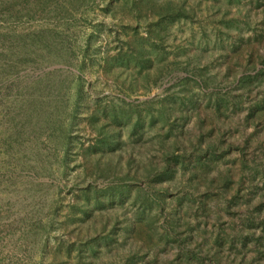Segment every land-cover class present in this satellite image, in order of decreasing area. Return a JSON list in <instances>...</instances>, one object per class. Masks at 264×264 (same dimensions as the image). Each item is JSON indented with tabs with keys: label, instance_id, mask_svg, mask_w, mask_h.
Here are the masks:
<instances>
[{
	"label": "rangeland",
	"instance_id": "obj_1",
	"mask_svg": "<svg viewBox=\"0 0 264 264\" xmlns=\"http://www.w3.org/2000/svg\"><path fill=\"white\" fill-rule=\"evenodd\" d=\"M7 1L0 0L1 7ZM153 2L180 5L189 18L166 21L158 31L149 27L160 39L153 52L146 48L150 67L139 71L120 64L105 72L108 59L126 52L124 41L148 34L147 26L136 27L130 5H112L114 16L99 2L81 9L73 20H0V32L9 34L0 37V264H186L176 258L178 249L198 247L203 255L213 256L214 239L239 229L245 246L238 239L231 248H217L222 257L218 264H264V108L258 109L256 119L245 118L249 108L264 103V0ZM142 14V24L158 21L152 11ZM47 42L62 50L52 51ZM13 53L24 60L11 70ZM255 62L263 71L239 82L246 65ZM77 74L86 107L73 117ZM213 93L230 100L226 112L215 111L211 102L218 96ZM161 107H166L167 121L161 119ZM113 115L117 123L111 121ZM151 118L161 122L151 123ZM137 119L143 132L132 134ZM49 126L59 131L50 133ZM207 129L204 141L195 144ZM108 131L118 133L121 145L100 150L96 141ZM60 132L68 133L71 142L67 153ZM217 135L222 143L218 150L226 152L204 170L191 197L196 202L179 205L185 176L177 171L172 180L153 181L165 167L166 153L176 143L177 154L186 148L192 163L194 154ZM225 168L235 183L240 181L231 214L224 209L236 187L224 196L218 183ZM114 187L123 188V201L107 200L104 192ZM160 187L169 192L161 197L163 209L148 210L151 216L159 213L154 224L159 232L173 210L194 213L203 202L205 214L187 217L191 226L181 229L182 245L163 246L155 239V244L137 248L138 236L125 237L124 229L145 193L157 195ZM247 218H255L256 227L247 229ZM202 236L212 245H203ZM136 250H141L138 255Z\"/></svg>",
	"mask_w": 264,
	"mask_h": 264
},
{
	"label": "trees",
	"instance_id": "obj_2",
	"mask_svg": "<svg viewBox=\"0 0 264 264\" xmlns=\"http://www.w3.org/2000/svg\"><path fill=\"white\" fill-rule=\"evenodd\" d=\"M99 2H105L104 3V8L105 11H107L108 14H110L111 16H114V13L112 12L111 9H113L112 7L116 4H122L121 7H128L127 5H130L129 10H130V17L133 18L135 20H137L138 22H136V27L139 26H147L148 29L146 30V32L148 33L147 36L145 38H137V34H135L136 38H133V40H126L124 41L125 46H126V52H123L122 54L114 57V59H108L109 62L106 63V68H105V72L108 73L109 70L111 68H114V65H122L124 67H131L133 66L134 68H137V71L145 69L150 67V63H149V59L145 58L146 55H144L146 52H148L146 50L147 47H152L151 51H154V47H155V40H157L159 42L160 38H156L155 35L157 32H154L155 34H153V27H155V30L158 31L157 29L161 26H166L164 24H166V21L172 22L175 21L179 18H189V14L185 12L184 9H182V7L180 5H173L171 3L163 5H155L153 4V0H8L6 3V6L2 7L0 5V20H2L3 22H6L7 19H9L10 17H13L15 20H18L19 18H27L29 20L32 19H36L38 17L39 20L43 19V20H51V19H55L58 22L59 21H67V20H73L75 19L78 14L80 13L79 11L81 9H87V8H91L96 6ZM113 5V6H112ZM146 10V11H152L153 14L155 15V17H157L158 21H154L151 23V25H149V22H144V24L141 23V17H142V11ZM9 11V13H7ZM7 13V14H6ZM144 21V20H143ZM150 26H153L152 29L149 28ZM157 28V29H156ZM164 29V28H163ZM162 29H159V31ZM51 32H54L51 30ZM42 35V32L39 33V36ZM7 36H9V34L7 32L3 33L0 32V37L1 38H7ZM149 38H153L152 43L148 44L149 42ZM249 41V40H248ZM45 47H50V49L54 52L62 50V47H60L59 45H53L52 43H45L44 44ZM149 45V46H148ZM64 47V45H63ZM159 50L161 49V45L159 47H157ZM146 50V51H145ZM14 55H16L15 53H13ZM3 58L5 56H2ZM26 57H28L27 53L25 54V62H26ZM24 59H20V57H17L16 55V59H12L11 61V70L13 68H15L18 65H21L22 61ZM256 65L253 63L251 66H247L246 65V69L245 71L240 73V76L238 78V81L241 83H245L248 81H251L253 79H255L257 77V75H259L264 67L262 68H256L254 67ZM254 67V70L256 71L255 75H251L250 73V69ZM163 71L162 68H160V72ZM52 73V72H51ZM162 74V73H161ZM237 75V74H236ZM76 81H77V90H76V99H75V103L72 106V116H76L77 113L79 112V109L82 106L86 107V104H83V100H84V91L82 90V86H81V76L80 74H77L76 76ZM200 88H202V86H199ZM215 94V96L217 95L218 97H215V99H212L213 102H211L213 104V106L215 107V111H221V109H224V111L226 112V110L229 108L228 105L230 104V100L227 97H223L222 95L220 96L218 93H213ZM40 101V100H39ZM170 101H172L170 99ZM187 102L189 103L190 107L192 109H196V104L192 99H187ZM150 104V109H152V103H148V105ZM147 105V106H148ZM234 107H238L240 104L236 103L233 104ZM259 108H264V103L261 105V107L258 105L257 107H253V108H249L248 109V113L246 115V119L247 118H253L256 119V115L258 112ZM161 111H162V118L163 121H167L168 120V112H166V107H161ZM110 115H112V112H108ZM158 121L161 122V120L158 118ZM153 118H151V123H154L155 121ZM111 121L113 123H117L116 117L113 115ZM61 122V121H60ZM134 123V122H133ZM57 125V124H56ZM59 127H61L60 125H58ZM143 125L140 122V119H137L135 121V124H132V128H131V132L132 134H134L136 131L141 133L143 132L142 130ZM173 127H171V131H172ZM180 130V132L182 133L181 128H178ZM50 133H54L56 134V132H58V127H51L49 126ZM116 131V129H115ZM218 132V131H217ZM209 133L208 129L207 131L204 130L201 135L199 137H197L196 143L200 145L203 141H204V134ZM217 134H220V132H218ZM67 135L68 133H59V136L61 138H64L65 141L64 146H65V151L67 153L68 149L70 148L69 146L71 145L67 139ZM220 135L216 136L215 141H209L206 144V148L204 150H201L199 152H197V154H194V158L192 163L189 160V156H191L189 153V156L187 155V152L189 150H187L186 148H183L181 150L180 154H177V151L179 150V148L175 149V145L171 148L170 152L166 153V157H168V159H164L165 160V167L161 168V172L158 171L157 176H155L154 178V182L155 183H160L161 179H169L172 180L173 175L179 171L181 176H185V180H184V184L181 188V193L182 196L177 198V202L179 205H181L184 200H187L188 202L194 203L196 202V200L192 199V195H193V191L196 187L197 182L199 181L201 175H204L206 171V169H209V163H212V161L215 159H219L221 156L224 155V153L226 152L225 150H218L219 147L221 146V137ZM139 139V138H138ZM206 141V138H205ZM99 145L100 150L101 149H116L118 147H120L121 142L118 139V133L117 132H112L108 134H106V136H104V138H101L100 140L96 141V145ZM96 145L91 146V148H96ZM231 147V145H228L227 148ZM109 151V152H110ZM148 166H151L150 164H148ZM152 167L155 169V165H152ZM127 177V174L125 175ZM233 174L231 173V170L228 168H225L224 171L220 172V174L218 175V183L221 184L223 186V192H224V196L225 194H228L230 191V187L233 185L234 187H236L234 195L231 196L230 199H228L227 205L225 206L224 209V213L226 211V213L231 214L232 209L234 207V205L237 203V200L235 198V194L239 193V186H240V181H236V183L232 180L233 179ZM125 177V178H126ZM122 182V181H119ZM211 183L214 182V180L210 181ZM209 183V184H211ZM180 186V187H181ZM126 187V184L123 186ZM186 188L188 189L186 191ZM104 194L107 196V200L113 201V200H117V201H123L124 198V194H126L125 192H123V188L122 187H114V188H109L108 190H106L104 192ZM144 194V193H143ZM143 194L139 193V195ZM169 195L168 192V188H158L157 191V195H148L147 193H145L144 198H141V203L140 206H138L137 209H135V217H133L132 222H130V224L127 226V228L124 229L125 231V237L131 236V235H136L138 236V240L136 242V247L139 248L141 244L145 243V242H149V243H156L157 241H159L160 243H163V246H166L169 242H173L179 245H182L183 243H185V239L181 236L183 231H181V229L183 227L185 231H187L186 227H190L191 225L189 223H187V217L188 216H195L194 213H198V212H202V214H205V206L204 203H198V206L196 208V211L193 212H188L185 210V212H180V211H175L173 210L170 214H169V220L168 222L164 223V226H162L163 232H159L156 228H155V220H156V215L159 216V213L156 212V214H154L153 216H151V214H149L148 210L150 209H156L159 212H161V209H163L162 203L160 201L163 200V198H161L162 196H166ZM236 199V201H234ZM225 202V203H226ZM97 206L102 205L101 202L96 201ZM256 208H254L253 212L254 213H259L255 211ZM219 216V215H218ZM218 216H216V219L218 218ZM261 218V216H260ZM244 226L248 229L253 228L254 226L256 227L255 224V218H247L246 221L243 222ZM103 225H107L106 221H104ZM260 227L262 229V231L264 230V219H261L260 221ZM104 228V227H103ZM144 228V229H143ZM242 228V226H241ZM144 230V232H143ZM241 230L239 229L235 235L234 234H228L226 238H216L214 239V244L217 246V248H220L224 245L228 246V248H231L233 245L234 240H240V244L242 246H245L244 243V239L242 237L241 234ZM143 233V234H142ZM203 234V233H202ZM234 235V237H233ZM247 236V234H246ZM145 238L144 240L142 238ZM110 239V236L108 237ZM264 238V237H263ZM261 238V239H263ZM155 239H157V241H155ZM201 241L203 245H212L211 242L208 241V239L204 236L201 237ZM179 247V246H178ZM216 248L215 253L211 254L213 256H205L202 254V250L199 249L198 247H196V249H190V248H180L178 249L179 252H177L176 254V258H180L181 260H184V262L187 264H189L192 261H200V260H206L208 264H218L220 259L222 258L220 256V251ZM88 249L91 253H94V248L91 245H88ZM141 250H136L135 251V255H138L140 253ZM150 264V263H148Z\"/></svg>",
	"mask_w": 264,
	"mask_h": 264
}]
</instances>
